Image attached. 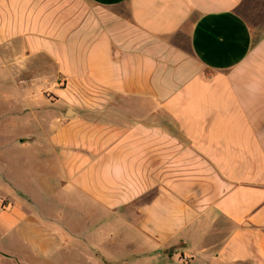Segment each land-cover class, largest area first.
Returning <instances> with one entry per match:
<instances>
[{"label":"crops","instance_id":"crops-1","mask_svg":"<svg viewBox=\"0 0 264 264\" xmlns=\"http://www.w3.org/2000/svg\"><path fill=\"white\" fill-rule=\"evenodd\" d=\"M1 80L63 264H264V0H0Z\"/></svg>","mask_w":264,"mask_h":264},{"label":"rangeland","instance_id":"rangeland-1","mask_svg":"<svg viewBox=\"0 0 264 264\" xmlns=\"http://www.w3.org/2000/svg\"><path fill=\"white\" fill-rule=\"evenodd\" d=\"M0 89L13 90V83L1 80ZM4 108L13 111L10 106ZM9 121L10 118L3 119L5 126H0V223H4L0 264H63L61 238L68 220L77 219V209L64 205L60 193L50 204L49 198L65 179L63 174L48 172L44 159L37 156L46 151L41 143L44 129L16 126ZM31 133L38 137L37 143L25 151L16 150L9 142L12 137L24 138Z\"/></svg>","mask_w":264,"mask_h":264}]
</instances>
